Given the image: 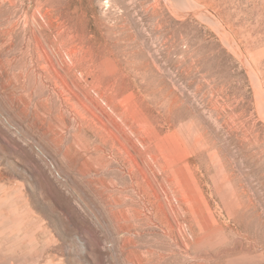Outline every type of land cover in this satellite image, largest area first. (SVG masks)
<instances>
[{
	"label": "rangeland",
	"instance_id": "1",
	"mask_svg": "<svg viewBox=\"0 0 264 264\" xmlns=\"http://www.w3.org/2000/svg\"><path fill=\"white\" fill-rule=\"evenodd\" d=\"M0 264H264V0H0Z\"/></svg>",
	"mask_w": 264,
	"mask_h": 264
},
{
	"label": "bare ground",
	"instance_id": "2",
	"mask_svg": "<svg viewBox=\"0 0 264 264\" xmlns=\"http://www.w3.org/2000/svg\"><path fill=\"white\" fill-rule=\"evenodd\" d=\"M44 53V52H43ZM43 58V57H42ZM83 67V66H82ZM51 68V67H50ZM57 72H59L60 73V71H57ZM63 73H65L66 74V72H63ZM41 74V73H40ZM54 74V77H55V75H56V77H58V78H61L62 77V74H61V76H60V74H55V72L53 73ZM60 76V77H59ZM64 76V75H63ZM69 78H70V76H69ZM70 80L72 81V79L70 78ZM69 81V80H68ZM71 83V82H70ZM74 83L76 84V81L75 82H72V84L74 85ZM77 85V84H76ZM65 86H68V84L67 85H65ZM71 87V86H70ZM72 88V87H71ZM111 88V87H110ZM78 95V94H77ZM75 96H76V94H75ZM88 101H89V99H87ZM91 100V99H90ZM88 110V109H87ZM77 119V118H76ZM134 148V147H133ZM134 150V149H133Z\"/></svg>",
	"mask_w": 264,
	"mask_h": 264
}]
</instances>
